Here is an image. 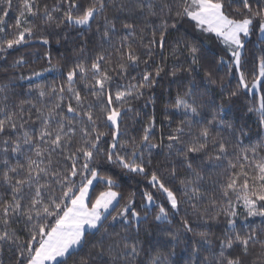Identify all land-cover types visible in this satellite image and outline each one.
<instances>
[{"label": "snow or ice", "instance_id": "1", "mask_svg": "<svg viewBox=\"0 0 264 264\" xmlns=\"http://www.w3.org/2000/svg\"><path fill=\"white\" fill-rule=\"evenodd\" d=\"M0 73V264H264V0H0Z\"/></svg>", "mask_w": 264, "mask_h": 264}, {"label": "trees", "instance_id": "2", "mask_svg": "<svg viewBox=\"0 0 264 264\" xmlns=\"http://www.w3.org/2000/svg\"><path fill=\"white\" fill-rule=\"evenodd\" d=\"M14 3H15V0H14ZM16 13L15 11L12 13L11 17L9 18V23H14V17H15ZM189 31H191V29H189ZM39 34H37L38 36ZM194 35H198V34H194ZM200 39H203L204 37L203 36H200L199 37ZM206 47H208L210 49V52L211 53H216L219 51V46L217 44V42L215 41V38H213L211 41H206ZM34 49H39L37 51V56L40 57L42 56L43 54V51L45 49H48L49 51L52 52V56H53V64L56 63V60L58 59V54L60 52H63L64 49L58 47L57 45H55V43L51 44V45H46V46H43L41 47L39 45V40L38 38H34L33 39V42L31 44V46H24L22 47L19 51H13L11 53L10 56H8V60L9 62H11L12 60H14L16 57H18L21 53H24L26 56H30L31 55V52L32 50ZM48 65L45 63L44 60L42 59H37L35 61L34 64L31 65V67H34L36 70H41L43 67H47ZM66 70V69H65ZM247 71L249 72V79H251V72H252V68L251 67H248L247 68ZM24 74L25 75H28L29 74V68H25L24 70ZM220 75H223V73H219ZM0 75H3V73H0ZM19 75V73L17 74ZM57 73L56 72H46L44 73L43 77H39V78H34L36 82H39V83H48V84H51L53 82L55 83H59L60 81L57 79ZM203 76V73H201V78ZM28 81L27 80H23V81H18L17 82V91H19V85H23L24 88H27L28 87ZM171 88L172 89V92H173V95L175 94V90H176V85L175 84H172V83H169L168 79H165L163 81H161V87H158L156 89V96H157V103H156V117H157V137L159 136V124H160V121H162L164 119V116H163V109H164V103H165V100L167 99V96L166 94H162L163 93V90L165 88ZM250 102H252V98L250 96H244L242 95L240 97L239 100L236 101V109H234L233 111L239 115L240 112L238 110H242L244 109ZM143 104V101H139L137 102V106L139 105H142ZM147 111L149 113H151L152 109L151 107H149L147 109ZM146 120L147 118L144 117L142 118V122L146 123ZM248 124L251 126V129H252V134L254 135L256 133V117L255 116H251L249 119H248ZM137 129H139L141 127L140 124H137L135 126ZM157 159H161V157H157ZM155 163V162H154ZM103 190V186L100 185L99 183L96 184V187L94 189L95 193L98 194L99 191H102ZM123 195H124V198L127 199L128 197V193L130 191V188L128 187L127 183L125 182L124 185L122 186V189H121ZM94 198V197H93ZM124 203V200H121V204ZM136 204L137 206H139L140 204V198L137 197L136 198ZM257 221L259 220V218H256ZM221 220L223 221V217L221 218ZM218 234V233H217ZM254 257H250L249 259H253Z\"/></svg>", "mask_w": 264, "mask_h": 264}]
</instances>
